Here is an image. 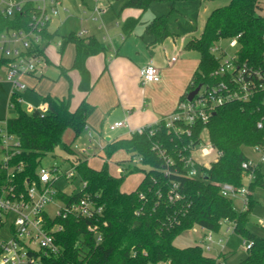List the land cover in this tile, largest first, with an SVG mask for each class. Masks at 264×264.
I'll use <instances>...</instances> for the list:
<instances>
[{"label": "trees", "instance_id": "obj_1", "mask_svg": "<svg viewBox=\"0 0 264 264\" xmlns=\"http://www.w3.org/2000/svg\"><path fill=\"white\" fill-rule=\"evenodd\" d=\"M186 1L203 4L212 0H125L124 7L146 10L156 2H163L170 6L172 13L177 10L179 2ZM263 3V0H228L225 5L209 13L201 35L190 36L185 45L187 50L198 52L200 60L180 101L197 86L215 84L221 80L220 76L214 74L221 64V58L212 48L224 39L238 37L239 61L264 68ZM32 8L33 5H27L26 10L19 13V22L11 24L27 27ZM138 21L135 17L126 19L124 30L127 35L136 28ZM44 31L45 45L38 47L41 53H45V48L54 37L48 28ZM146 31L157 42L174 36L169 15L166 14L156 15ZM69 42L75 45L72 69L79 72V88L87 95L93 88L87 60L105 52L107 47L95 35L71 33L61 40L62 53ZM61 72L68 75V69L63 66ZM263 99L264 92H260L248 101L226 103L216 109L207 123H179L177 129L167 128L163 118L143 132L109 142L106 151L108 157L115 150L123 148L132 157L140 156L142 164L148 166V169L128 166L123 170L131 172L141 169L144 172L137 188L130 192L122 189L127 173L121 176L111 173L107 159L101 168H95L87 159L76 158L72 161L76 174L71 180L78 178L80 182H87V186L83 191L59 190L58 198L70 204L91 195L103 210L93 217L71 214L67 218L56 217L52 220L64 226L55 234L60 251L43 255V263L223 264L221 256L214 258L207 255L201 244L187 247L175 244L180 234L198 225L213 232H220L224 226H232L244 238V242H252L241 264H264V236L248 228L249 214L256 202L251 192L257 185L264 187V165L249 169L243 167V163L250 160L245 148L264 144V129L258 127V121L264 117ZM12 101L18 113L8 119V130L18 137L20 145L17 150L10 151L8 164L23 167L17 172L15 180L20 188H25L26 180L40 182L39 169L43 166V159L54 153L58 146L70 154L75 153L72 144L64 141V135L68 129H72L77 139L86 130L95 106L84 97L73 108L70 94L64 97L45 95L46 112L24 110L17 95L12 96ZM204 130L221 154L209 166L203 167L201 177L193 178L186 174L185 160L192 148L201 142ZM158 148L170 162L160 155ZM251 172L255 177L248 185V208L238 210L233 198L221 193V184L228 182L240 188ZM6 175L7 169L0 164V181ZM173 183L178 184L180 197L171 200ZM91 224L99 225L102 234L100 242L96 233L89 228Z\"/></svg>", "mask_w": 264, "mask_h": 264}, {"label": "built area", "instance_id": "obj_2", "mask_svg": "<svg viewBox=\"0 0 264 264\" xmlns=\"http://www.w3.org/2000/svg\"><path fill=\"white\" fill-rule=\"evenodd\" d=\"M33 5L29 16L27 27L14 26L11 23L19 22V13L26 10L27 5ZM62 11H68L63 0H0V87L2 83H7L11 87L10 105H14L12 96L17 95L19 102H22L19 92L28 88L26 77L36 73L41 69L42 64L46 61L45 53L39 52V48L45 45L44 30L50 23L58 17ZM105 7L100 0H96L95 5L90 13V18L95 21H102V15ZM103 25V24H102ZM86 29L78 32L79 36L87 34ZM264 38V36H263ZM231 47H237L234 54L228 55L221 45L212 48L217 56L221 58L219 68L214 72L215 76H220L221 80L215 84H201L199 91L192 99L188 95L181 100L177 108L164 117L167 128H176L179 123L195 125L197 122L207 123L219 106L233 101H248L260 92H264V68H257L239 61L238 37L230 38ZM218 52H220L218 54ZM172 60H176L173 57ZM140 77L143 83L159 82L162 79L160 69L149 60L140 69ZM264 104V99H263ZM39 108L28 104L27 110L33 112ZM43 112L47 111L44 105ZM5 126L0 127V143L2 150L5 152L4 159L0 164L7 169V175L0 181V231L7 224L9 226V238L0 239V264H44L42 256L57 254L60 246L55 241V234L63 230L61 223H55L56 217L67 218L74 214L81 217H93L102 213L103 207L99 205L91 195L83 196L78 202L70 204L65 203L58 198L60 189L56 187V181L60 177V166H41L39 169L40 182L29 180L25 181V188H20L15 180L17 172L22 170V166L11 167L8 162L11 159V150H17L20 141L18 137L8 130V119L5 120ZM150 125L142 126L136 129L130 127L127 119L118 120L110 124V129L115 130L121 127L129 128L131 134L143 132ZM258 127L264 129V117L258 121ZM207 133L204 130L201 134ZM157 146H155L156 148ZM200 149L201 154L211 156L215 160L220 154L216 146L210 140L205 144L201 142L192 148L191 154L185 160L187 176L197 178L203 174V167L209 166L208 163L201 164V170L196 168L197 160L193 152ZM253 149L258 153L257 160L245 161L243 167H257L264 165V144L256 145ZM160 155L167 162L171 160L158 148ZM134 155L130 161L136 163L141 161V157ZM76 174V166L68 167L64 175L72 179ZM253 172L249 174L250 181L254 179ZM83 191L87 182H81ZM221 193L224 196L232 197L242 194L246 197L243 210L248 208L249 189L243 185L236 187L231 183L224 182L221 184ZM142 198L144 197L141 195ZM180 197L178 184L173 183L170 193V199ZM59 200L61 205L56 208V214L51 215L46 206L49 203ZM264 226V220L261 221ZM89 228L96 233L97 241L102 240V234L99 231L98 224H91ZM233 229L232 226L227 227ZM203 237L207 249H211V242H214L213 231H209ZM224 239H220L221 243ZM247 249L252 246L251 241H245ZM224 247V245H222ZM160 264V263H154ZM169 264V262H167Z\"/></svg>", "mask_w": 264, "mask_h": 264}, {"label": "rangeland", "instance_id": "obj_3", "mask_svg": "<svg viewBox=\"0 0 264 264\" xmlns=\"http://www.w3.org/2000/svg\"><path fill=\"white\" fill-rule=\"evenodd\" d=\"M88 5L92 6L96 0H85ZM264 1V0H263ZM101 4L105 7V13L103 15V19L107 25L106 28H99V24L95 22V20H89L86 23V27L89 30V35L95 33V36L103 43H105L107 49L106 54L109 58L113 50V43L117 45L118 48L121 49L123 43L121 39V35L124 34L126 36L124 25L125 21L130 16H135L139 19L138 27H145L151 22V19L155 15L166 14L169 15V25L179 31L181 34L186 32L190 27L195 28L194 34L196 36H200L202 29L204 27L205 20L209 13L216 7L225 5L228 0H212L206 1L203 5H200L199 1H186L179 2L177 4V10L170 13V8L167 3L156 2L152 4L146 10L136 8V7H124L125 0H100ZM67 4L70 7L71 12H75L77 14L82 13L83 5L85 4L83 0H67ZM264 5V3H263ZM68 11L67 19L64 25L59 30L58 34L54 37V39L48 44L47 52L50 59V63L52 64L44 73V76L37 80V86L35 89L27 88L26 90H22L20 92L22 99V108L26 111L28 104H32L34 107L42 109L44 106V95L45 94H70L71 103L74 107H77L82 98V93L79 88V73L75 69H71L69 75H60V64L68 65V67L72 66L74 55H75V45L73 42H69L62 53L61 51V40L64 36H68L71 33H78L81 31L82 27L79 19L77 17L71 15V12ZM264 14V10L262 11ZM189 27V28H187ZM129 38V37H128ZM221 47L227 51L228 55H232L236 52L237 47H231L230 39H224L220 43ZM137 49H133L132 53L129 55H133L130 58L131 62L134 63L135 55L137 54ZM188 52V53H187ZM190 52V53H189ZM220 52H218L219 54ZM176 59L181 60L182 62L185 59H189L190 61L196 62L199 58V53L196 51H187L182 49L179 51L178 49L172 53ZM104 53H101L100 56H103ZM102 58L103 57H99ZM107 58V62L109 64V59ZM141 61L142 58H139ZM133 65V64H131ZM98 72L95 76V79L99 78L103 69ZM32 83L35 80L31 81ZM142 86L141 82L133 83L130 79L128 84L127 82L121 86L123 92L125 93H140V87ZM144 87V86H142ZM10 97H11V87L7 83H2L0 87V127L5 126V120L14 117L18 113V109L14 105H10ZM147 98L150 99V96L146 95ZM99 131V130H98ZM119 133V130H108L104 129V134L106 135H114L116 136ZM99 135V134H97ZM98 137V136H97ZM74 137V131L72 129H68L64 135V140L67 144H70ZM86 139V132L84 131L77 139L73 142V148L78 149L79 143ZM104 140H106L104 138ZM209 140L208 133L203 134L202 143L205 144L206 141ZM82 141V142H83ZM91 153L93 150H89ZM107 151V150H106ZM106 151L101 155L92 156L89 155V162L91 166L101 168L108 159L109 170L116 176H121L124 173H127L123 184L122 189L125 191H133L137 188L140 180L142 179L144 172L143 170H133L131 172L123 171L129 165L133 169L135 166L140 168H147L148 166L142 164L141 161L136 163H132L130 159L132 158V154L130 153V159L125 161L123 165L119 163V160L124 158L129 153L123 149H117L113 152V154L108 157ZM246 154L252 159L257 160L259 158L258 153L252 148H245ZM195 159L197 160L196 168L198 171L201 170L202 163H208L212 160L211 156H205L201 154L200 149H196L193 152ZM5 152L2 150V145L0 143V160L4 159ZM137 158V156H135ZM76 159V155H72L68 153L63 147L58 146L56 151L52 154H48L43 159L44 166H53L56 164L60 166V177L56 181V187L60 190L72 192L74 190L80 191L82 184L78 178L74 181L66 178L64 175L65 170L71 165V162ZM123 166V167H122ZM123 168V169H122ZM245 187L249 189L248 185L250 182L249 176L245 177ZM252 195L255 198L256 202L253 209L249 214V222L248 228L260 235L264 236V226L261 224V221L264 220V187L261 185H257L252 190ZM246 197L242 194H237L233 196L234 204L238 210H242L245 204ZM61 203L59 200H55V202L49 203L46 206V210L51 214L55 215L56 208L60 206ZM10 223L0 231V239H8V229ZM209 230H206L200 226H194L193 228L183 232L180 234L176 240L175 244L180 247H187L191 245L201 244L205 253L211 257L217 258L221 256V260L223 264H241V259L247 255V245L244 242V238L237 234L233 229H228L224 226L220 232H213L214 242H211V249H207L204 242H202L203 237L206 234H209ZM220 239H224L221 243H219ZM224 245V247L222 246ZM160 264H167V262H162Z\"/></svg>", "mask_w": 264, "mask_h": 264}, {"label": "crops", "instance_id": "obj_4", "mask_svg": "<svg viewBox=\"0 0 264 264\" xmlns=\"http://www.w3.org/2000/svg\"><path fill=\"white\" fill-rule=\"evenodd\" d=\"M63 2L68 8V11H70L67 0H63ZM84 3L81 14L70 12L71 15L79 19L81 26H83L82 29L88 31L85 35L87 36L89 35V30L85 25L89 20H92L90 18V13L96 2L92 6L88 5L86 1H84ZM68 11H62L61 14L50 23L48 31L53 33L54 37L64 25ZM103 15V23L100 21L95 22L99 24L98 27L100 29H107ZM146 27L147 25L145 27L136 26L129 35L126 34L125 36L122 34L121 39L123 45L121 49L113 43L114 52L111 55L115 54L117 56H110L108 58L106 52H101L104 53L103 56H100L101 53H99L88 58L87 66L91 72L93 88L87 95L83 91H81V93L82 98L87 97L88 101L95 106V110L89 116L87 121L88 124L85 130L86 139L79 143V148L75 149V153L72 154L76 155V158L81 157L87 159L89 162V155H101L107 150L109 142L116 139L130 137L131 133L127 127L115 129L119 130V133L116 136L104 134V129L111 130L109 126L115 121L127 119L130 127L136 129L162 120L177 108L181 96L187 91L200 58H198L196 62L190 61L189 59H185L183 62L181 60L179 61V59L173 61L172 58L175 56L172 53L177 49L179 51H182V49L187 50L185 48L186 42L190 36L194 35L195 28L187 27L189 29L181 34L170 26L174 36H170L164 41L157 42L154 40L153 35L147 33ZM92 35H95V33H92ZM134 48L137 49V54L135 55L136 60L134 59V63H132L130 58H132L133 55H129V53H132ZM99 57H103V59ZM46 58L47 59L42 64L40 70L26 77L28 88L35 89L38 83L37 80H40L44 76L45 71L52 65L48 56L47 47ZM107 58L109 59V64ZM139 58H142V60L140 61ZM149 60H153L154 64L161 71L162 79L159 82L143 83L141 80L140 69ZM61 66L68 69L69 75L72 66L68 67V65L60 64V75H63L61 72ZM103 66L105 67L100 77L95 79V76L100 72ZM130 79L133 83H142V86L144 87H140L141 94L123 92L121 86L126 82L128 84ZM32 80H35V82L32 83ZM146 95L150 96V99L147 98ZM53 96L64 97L66 94H57ZM72 107L75 108L73 105ZM104 138L106 140H104ZM75 140L76 139L70 144H73ZM89 150H93V152L91 153ZM128 153V155L119 160L121 165L130 159V152ZM72 164L73 162H71L70 166H72ZM123 190L125 191V189Z\"/></svg>", "mask_w": 264, "mask_h": 264}, {"label": "water", "instance_id": "obj_5", "mask_svg": "<svg viewBox=\"0 0 264 264\" xmlns=\"http://www.w3.org/2000/svg\"><path fill=\"white\" fill-rule=\"evenodd\" d=\"M199 89H200V85L197 86L195 89L189 91L188 92V98L192 99L195 96V94L199 91Z\"/></svg>", "mask_w": 264, "mask_h": 264}]
</instances>
